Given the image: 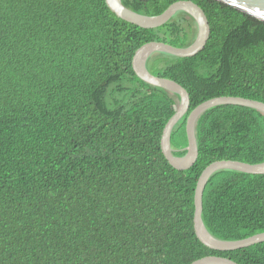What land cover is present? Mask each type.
<instances>
[{"label":"trees","instance_id":"1","mask_svg":"<svg viewBox=\"0 0 264 264\" xmlns=\"http://www.w3.org/2000/svg\"><path fill=\"white\" fill-rule=\"evenodd\" d=\"M180 0H121L157 15ZM209 36L195 55L155 52L153 75L188 94L170 131L184 153L185 120L217 96L264 102V22L217 0H189ZM192 18L155 28L118 18L104 0H0V264H189L220 256L264 264V241L202 244L192 227L195 182L213 161H264V115L222 104L195 123L197 157L173 168L159 143L177 95L141 81L135 50L188 45ZM201 220L221 240L264 231V174L222 169L202 192Z\"/></svg>","mask_w":264,"mask_h":264},{"label":"water","instance_id":"2","mask_svg":"<svg viewBox=\"0 0 264 264\" xmlns=\"http://www.w3.org/2000/svg\"><path fill=\"white\" fill-rule=\"evenodd\" d=\"M108 8L120 19L142 28H155L167 22L176 12L188 14L195 25V34L191 42L184 47H175L160 41H150L139 46L132 58L131 67L135 75L143 82L167 90L177 95L178 101L174 113L163 126L160 141V150L167 162L175 169L183 170L190 167L197 157L195 139V123L200 114L206 109L222 104L240 105L261 112L264 115V102L243 98L239 96H217L209 98L196 105L186 116L185 135L186 145L182 155L172 154L173 149L169 143V135L174 124L188 109V94L177 82L153 75L146 68V61L155 52H163L177 57L195 55L205 45L209 36V25L203 10L189 0H180L171 3L157 15L137 13L124 6L121 0H104ZM241 12L264 22V0H217ZM227 169L249 174H264V161L249 164L236 160H219L209 163L200 172L195 182L193 192L192 227L196 238L205 246L215 250H233L250 246L264 241V231L237 240H221L212 236L201 220L202 192L207 179L218 170ZM189 264H238L228 258L220 256H204Z\"/></svg>","mask_w":264,"mask_h":264}]
</instances>
